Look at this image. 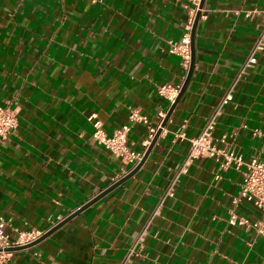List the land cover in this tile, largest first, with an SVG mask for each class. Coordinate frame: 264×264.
<instances>
[{
    "label": "crops",
    "instance_id": "1",
    "mask_svg": "<svg viewBox=\"0 0 264 264\" xmlns=\"http://www.w3.org/2000/svg\"><path fill=\"white\" fill-rule=\"evenodd\" d=\"M192 0H0V103L15 100L19 125L0 143V217L6 232L48 231L138 165L94 138L131 123L128 144L145 152L172 106L158 87L183 86L181 39ZM264 0H205L192 78L149 156L113 191L6 264H264V237L228 222L244 169L215 178L195 160L175 195L169 183L234 84L214 138L243 154L264 146V49L245 64L264 26ZM132 108L148 122L130 121ZM183 133L184 137H180ZM155 136V135H154ZM126 176V175H124ZM123 176V177H124ZM239 213L256 218L243 199ZM136 253L128 260V252Z\"/></svg>",
    "mask_w": 264,
    "mask_h": 264
},
{
    "label": "built area",
    "instance_id": "2",
    "mask_svg": "<svg viewBox=\"0 0 264 264\" xmlns=\"http://www.w3.org/2000/svg\"><path fill=\"white\" fill-rule=\"evenodd\" d=\"M192 2L193 5L188 6V21L185 25V31L181 39L177 42H172L170 47L171 53L180 56L181 65L185 75L188 74L192 61L193 26L197 13L201 10V0H192ZM255 11L262 13L264 16V11L260 12L257 10L252 12L249 11L247 14L251 15ZM263 49L264 26L257 38L255 47L245 64V68L242 69V72H244L246 66L256 62V53ZM238 80L239 77L236 78L234 84L222 99L216 113L207 120L201 133L196 137L190 138L191 147L189 153L166 188L161 205L168 197L175 195V188L179 183L181 176L186 175L189 172L195 160L200 158H210L218 163V170L215 173L216 179L221 178L222 172L227 171L229 168L244 169V179L241 186V192L240 195L234 199V206L230 210L228 222L232 225H239L248 229L253 228L264 237V146L261 157H254L251 160H246L243 154L227 149L225 137L222 138L223 144L219 145L213 135L216 126V117L220 114L222 106L233 99L232 91ZM180 90L181 86H174L170 83H165L158 87L159 94L166 98L171 105L177 99ZM14 103L15 100L6 103V105L0 103V143L8 140L19 125V108L18 105H14ZM129 117L131 122H148V118L142 115L137 108L131 109ZM90 120L94 127L92 136L100 145H103L116 156L121 158L125 164L136 166L142 160L144 152L133 150L128 144V134L131 129V123L123 125L116 129L112 135H109L103 128V123L99 119L90 116ZM155 131L156 129L152 127L150 134L151 138L154 137ZM179 136L184 137V134L179 133ZM129 172V170L124 169L123 174L117 173L114 176L113 181H118ZM243 199H248L254 203L259 212V215L256 218H250L239 213V203ZM7 223L8 222L5 218L0 217V264H6L11 260L14 251L9 250L10 248L31 244L47 232L36 227H31L24 230H18L17 236L11 237L6 232ZM136 249V245L129 249L128 260L135 255Z\"/></svg>",
    "mask_w": 264,
    "mask_h": 264
},
{
    "label": "water",
    "instance_id": "3",
    "mask_svg": "<svg viewBox=\"0 0 264 264\" xmlns=\"http://www.w3.org/2000/svg\"><path fill=\"white\" fill-rule=\"evenodd\" d=\"M205 4V0H201L200 3V9L202 10ZM198 11L195 22H194V26H193V31H192V61H191V66H190V70L187 74L186 80L180 90V93L177 97V99L175 100V102L172 104V106L170 107L168 113L165 116V119L163 120L161 126L159 127V129L157 130L153 140L151 141L150 146L148 147L147 151L145 152L142 160L138 163V165L131 171L129 172L126 176L122 177L121 179H119L118 181L114 182L111 186H109L106 190H104L103 192H101L98 196H96L95 198H93L92 200H90L89 202H87L86 204H84L82 207L78 208L77 210H75L72 214H70L69 216H67L64 220H62L60 223H58L57 225H55L54 227H52L51 229H49L41 238H39L38 240H36L35 242L25 245V246H17V247H13L10 248L9 250L11 251H17V250H21L24 248H28L31 247L35 244H37L38 242H40L41 240L45 239L46 237H48L49 235H51L53 232H55L59 227L63 226L65 223H67L68 221H70L73 217H75L76 215H78L79 213H81L85 208H87L88 206H90L91 204H93L94 202H96L98 199L102 198L103 196L107 195L108 193H110L111 191H113L115 188H117L118 186H120L124 181H126L129 177H131L132 175H134L137 170L143 165L144 161L146 160V158L149 156L150 152L152 151L154 145L156 144L161 132L163 131V128L166 126L168 120L170 119L173 110L175 109V107L177 106V103L180 99V97L183 95L184 91L186 90L193 72H194V68H195V35H196V30H197V26L199 23V20L201 18L202 12Z\"/></svg>",
    "mask_w": 264,
    "mask_h": 264
}]
</instances>
